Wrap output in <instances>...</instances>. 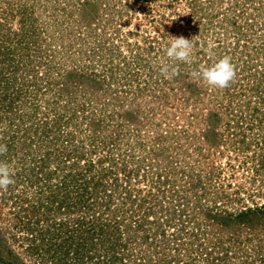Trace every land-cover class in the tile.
<instances>
[{
  "label": "rangeland",
  "instance_id": "obj_1",
  "mask_svg": "<svg viewBox=\"0 0 264 264\" xmlns=\"http://www.w3.org/2000/svg\"><path fill=\"white\" fill-rule=\"evenodd\" d=\"M0 144V264H264V0H0Z\"/></svg>",
  "mask_w": 264,
  "mask_h": 264
},
{
  "label": "clouds",
  "instance_id": "obj_2",
  "mask_svg": "<svg viewBox=\"0 0 264 264\" xmlns=\"http://www.w3.org/2000/svg\"><path fill=\"white\" fill-rule=\"evenodd\" d=\"M195 38V37H194ZM186 39L183 36L168 37L170 43L165 48L167 57L173 61L183 63L190 62L193 50V39ZM162 73L167 75L169 68H162ZM172 75L177 74V69L171 70ZM191 76L195 79L202 80L208 86L218 89H225L234 82L236 70L231 58L224 56L211 66H202L198 71H193ZM7 152V146L0 144V155ZM13 172L9 165L0 161V190H6L9 185L14 183L12 179Z\"/></svg>",
  "mask_w": 264,
  "mask_h": 264
},
{
  "label": "trees",
  "instance_id": "obj_3",
  "mask_svg": "<svg viewBox=\"0 0 264 264\" xmlns=\"http://www.w3.org/2000/svg\"><path fill=\"white\" fill-rule=\"evenodd\" d=\"M262 209H264V206L262 207Z\"/></svg>",
  "mask_w": 264,
  "mask_h": 264
}]
</instances>
